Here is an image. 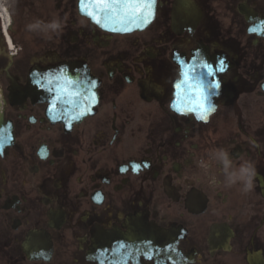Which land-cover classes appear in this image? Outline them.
I'll return each mask as SVG.
<instances>
[{
  "label": "flooded vegetation",
  "instance_id": "af4514ba",
  "mask_svg": "<svg viewBox=\"0 0 264 264\" xmlns=\"http://www.w3.org/2000/svg\"><path fill=\"white\" fill-rule=\"evenodd\" d=\"M4 1L0 264H264V0H157L127 34L78 0ZM54 18L59 35L27 30ZM67 64L95 94L71 124L50 112ZM221 149L255 164L251 191Z\"/></svg>",
  "mask_w": 264,
  "mask_h": 264
},
{
  "label": "clouds",
  "instance_id": "9594fccd",
  "mask_svg": "<svg viewBox=\"0 0 264 264\" xmlns=\"http://www.w3.org/2000/svg\"><path fill=\"white\" fill-rule=\"evenodd\" d=\"M26 27L29 32L59 35L63 30L64 22L59 18H54L51 21L37 19L28 24ZM48 38H51V35H49ZM214 159H216L221 166L224 183L227 186L240 183L242 184L241 190L245 193L253 189V181L258 175L256 166L253 162L245 161L238 168H236L233 166L229 153L223 149L214 153ZM200 166L203 168L208 167L203 161H201ZM217 182L218 181L213 178L212 183Z\"/></svg>",
  "mask_w": 264,
  "mask_h": 264
},
{
  "label": "water",
  "instance_id": "95a60500",
  "mask_svg": "<svg viewBox=\"0 0 264 264\" xmlns=\"http://www.w3.org/2000/svg\"><path fill=\"white\" fill-rule=\"evenodd\" d=\"M118 2H121V0H118ZM85 3H87V0H85ZM113 7L115 8V11H113L112 8H104L103 5L97 6L96 8L86 7L85 10L87 12H92L94 16L101 18L105 23H107V25L110 24L114 28L128 29V30L147 25L151 20L154 11L153 4L145 8L140 7L136 11L135 15H131L130 10L124 7L121 6H113ZM93 15L90 16L93 17ZM141 16L142 19L136 20V23L126 20L128 17L131 20H133L132 19L133 17H141Z\"/></svg>",
  "mask_w": 264,
  "mask_h": 264
},
{
  "label": "snow or ice",
  "instance_id": "6c2138e0",
  "mask_svg": "<svg viewBox=\"0 0 264 264\" xmlns=\"http://www.w3.org/2000/svg\"><path fill=\"white\" fill-rule=\"evenodd\" d=\"M116 2H118V0H113L112 3H109V0H87V3L90 6H92L93 8H96L97 6L103 5L104 8H112L113 11H115L113 4ZM84 3H85V0H82V9L84 8ZM141 3H143V0H125L124 7L126 9L130 10L131 15H135L136 11L140 8ZM154 3H155V0H148L147 4H145V7H148ZM88 14L93 15L92 12H89ZM93 18H95V17L93 16ZM97 23H99V21H97ZM220 70H223V69L221 68ZM218 86L219 85H217V87ZM200 118L206 119L207 118V111H202V113L200 114Z\"/></svg>",
  "mask_w": 264,
  "mask_h": 264
},
{
  "label": "bare ground",
  "instance_id": "6f19581e",
  "mask_svg": "<svg viewBox=\"0 0 264 264\" xmlns=\"http://www.w3.org/2000/svg\"><path fill=\"white\" fill-rule=\"evenodd\" d=\"M0 14L3 17V19H5L7 17V13H6L5 9H3L1 6H0Z\"/></svg>",
  "mask_w": 264,
  "mask_h": 264
},
{
  "label": "rangeland",
  "instance_id": "374dc122",
  "mask_svg": "<svg viewBox=\"0 0 264 264\" xmlns=\"http://www.w3.org/2000/svg\"><path fill=\"white\" fill-rule=\"evenodd\" d=\"M6 3V2H5ZM7 5V4H6Z\"/></svg>",
  "mask_w": 264,
  "mask_h": 264
}]
</instances>
